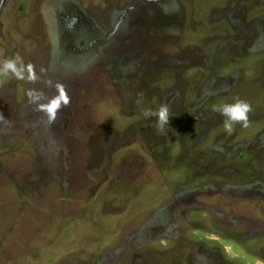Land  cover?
Returning <instances> with one entry per match:
<instances>
[{
  "label": "rangeland",
  "instance_id": "rangeland-1",
  "mask_svg": "<svg viewBox=\"0 0 264 264\" xmlns=\"http://www.w3.org/2000/svg\"><path fill=\"white\" fill-rule=\"evenodd\" d=\"M16 55L0 264H264V0H0V65Z\"/></svg>",
  "mask_w": 264,
  "mask_h": 264
},
{
  "label": "clouds",
  "instance_id": "clouds-1",
  "mask_svg": "<svg viewBox=\"0 0 264 264\" xmlns=\"http://www.w3.org/2000/svg\"><path fill=\"white\" fill-rule=\"evenodd\" d=\"M25 67L22 62V58L16 55L14 58L4 60L3 64L0 65V75H7L9 72L15 74L18 78L23 79V73ZM27 71L29 73V79L35 80L36 76L33 71V66L28 65ZM58 95L49 99L46 104H38V108L44 111L48 117L49 123L56 120L57 111L61 106H68L70 104V97L63 84L57 83L55 85ZM28 96L31 98V102L35 103L41 99V95L29 90ZM222 116L225 117L223 122L224 130L231 134L234 130V124H241L242 127H248L249 125V113L252 111V107L249 102L236 98L235 103L224 104L218 109ZM170 105L167 103L161 104L156 112L151 109H145L143 115L145 117H157V126L163 128L165 125L170 123ZM4 117L0 114V120Z\"/></svg>",
  "mask_w": 264,
  "mask_h": 264
}]
</instances>
